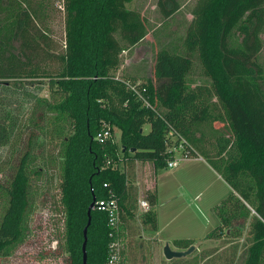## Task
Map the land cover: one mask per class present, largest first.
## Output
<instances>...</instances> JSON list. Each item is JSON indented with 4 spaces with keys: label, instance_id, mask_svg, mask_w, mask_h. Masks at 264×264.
<instances>
[{
    "label": "trees",
    "instance_id": "obj_1",
    "mask_svg": "<svg viewBox=\"0 0 264 264\" xmlns=\"http://www.w3.org/2000/svg\"><path fill=\"white\" fill-rule=\"evenodd\" d=\"M132 1L63 0V50L50 54L30 2L0 0V84L40 78L50 93V99L36 101L39 129L25 145L20 142L22 152L0 177V256L29 235L31 178H42V168L32 166L34 149L49 121L70 128L59 162L63 229L50 250L62 264H82V229L92 197H114L119 221L112 225L108 212L91 209L87 264H106L109 245L120 242L126 228L137 233L131 225L137 192L128 172L136 161L165 168L171 147H179L175 134L184 139V153L205 158L230 188L213 207L218 222L204 237L237 239L247 227L243 264H264V0H195L188 18L179 0H156L164 19L176 13L182 20L154 52L153 78L145 82L116 74L120 54L151 30L141 10L126 6ZM197 74L209 85L193 84ZM4 114L10 120L0 121V145L12 140L15 127L10 112ZM102 127L111 136L98 142L94 135ZM143 193V220L157 231L156 193ZM173 243L186 249L193 240Z\"/></svg>",
    "mask_w": 264,
    "mask_h": 264
},
{
    "label": "rangeland",
    "instance_id": "obj_2",
    "mask_svg": "<svg viewBox=\"0 0 264 264\" xmlns=\"http://www.w3.org/2000/svg\"><path fill=\"white\" fill-rule=\"evenodd\" d=\"M28 1L35 12L38 30L48 38L47 51L50 54L61 52L64 43L63 0ZM194 1L179 0L181 14H186V18ZM126 6L141 10L151 30L142 41L120 54L121 63L116 74L130 77L135 82H145L147 78H153L151 68L154 52L161 42L176 34V20L182 19L176 17V13L164 19L158 12L156 0H133ZM261 59L264 62V46ZM48 62L46 58L43 63ZM37 80L41 82L14 83L12 80L8 81V85L0 84V121L9 122L10 119L4 114V111H9L15 126L12 140L0 145V177L9 163L22 152L20 142L25 145L28 134L36 133L39 129L33 119L36 101L50 99V93L46 80L38 78L34 81ZM154 82L158 83V80ZM192 83L209 85V80L197 74L193 76ZM44 124L37 143H40V147L34 149L35 158L32 162V166L42 168V178L38 181L35 177L31 178L33 203L28 215L29 235L8 255L0 256V264H62L60 255L51 254L50 250L55 247L56 238L60 237L63 229V214L59 204V162L62 137L70 128L49 121ZM148 129L149 124H145L144 131ZM113 140L119 143L118 130L114 131ZM130 175L138 200L145 199L144 191L156 190L154 210L158 230L156 232L148 228L150 226L144 222L142 215L146 209L139 206L136 200L131 225L137 233L133 234L130 227L124 230L122 240L117 241L118 245L114 247L115 251H119V261L122 250L124 264H194L196 261L198 264H243L247 227L242 237L237 239L201 237L204 231L214 228L218 222L213 209L209 210L208 206L218 204L229 189L205 158L195 160L191 157L174 167L160 168L156 172L151 163L137 162ZM186 238H193L194 248L189 254L171 260L163 256L162 248L166 243L173 250H185L177 247L173 241ZM37 252H41V257Z\"/></svg>",
    "mask_w": 264,
    "mask_h": 264
},
{
    "label": "built area",
    "instance_id": "obj_3",
    "mask_svg": "<svg viewBox=\"0 0 264 264\" xmlns=\"http://www.w3.org/2000/svg\"><path fill=\"white\" fill-rule=\"evenodd\" d=\"M171 134V133H170ZM110 129L109 127H102L99 130L96 131L94 135V139L98 142H103L110 138ZM172 139L179 141V147L176 148L175 146H172L171 149L173 151L172 157L167 161L166 167H174L177 165L178 162H182L183 160H187L191 157L195 160H202L203 158L196 154V155H190L188 153H184L182 151V145L184 142V139L179 135H172ZM177 154V155H176ZM178 156V157H177ZM139 206H141L144 209L148 208V202L145 199H139L138 200ZM93 208H96L100 211L108 212V221L112 225L118 224L119 221V207L117 200L114 197L109 198H102L94 201ZM117 241L112 242L110 246V255L106 262V264H120L119 263V251H115L114 247L117 246Z\"/></svg>",
    "mask_w": 264,
    "mask_h": 264
},
{
    "label": "water",
    "instance_id": "obj_4",
    "mask_svg": "<svg viewBox=\"0 0 264 264\" xmlns=\"http://www.w3.org/2000/svg\"><path fill=\"white\" fill-rule=\"evenodd\" d=\"M94 197H92V200L87 208V220L86 223L82 229V235H83V241L81 243V251H82V264H87L86 263V241H87V227L90 223V211L93 208L94 205ZM194 246L190 245L188 248H186L185 250H173L169 247V245L166 243L164 244L163 248H162V252H163V256L167 259L170 260L172 258H179V257H183L187 254H189L192 250H193Z\"/></svg>",
    "mask_w": 264,
    "mask_h": 264
},
{
    "label": "crops",
    "instance_id": "obj_5",
    "mask_svg": "<svg viewBox=\"0 0 264 264\" xmlns=\"http://www.w3.org/2000/svg\"><path fill=\"white\" fill-rule=\"evenodd\" d=\"M189 17H190V16H189ZM128 49H129V48H128ZM124 51H125V50H124ZM137 162H138V161H136V162L134 163V166H133L134 169H135V164H136ZM127 171H128V170H127ZM154 171L156 172V170H154ZM128 173H129V172H128ZM131 176H132V175L129 176V184H131V186H132L133 188H135V186H134V184H133V178L131 179ZM227 186H228V185H227ZM228 187H229V186H228ZM229 189H230V188H229ZM229 189H228V192H229ZM154 191H155V193H156V190H155V189H154ZM228 192H227V193H228ZM227 193H226V194H227ZM198 194H199V193H198ZM196 197H198V195H196ZM137 201H138V198H137ZM156 201H157V193H156ZM213 207H214V206H211V207L208 206V209H209V210H212ZM156 217H157V216H156ZM157 230H158V228H157ZM156 232H157V231H156ZM206 232H207V231H204V232L202 233L201 237H204L205 234H206ZM186 239H193V238H186Z\"/></svg>",
    "mask_w": 264,
    "mask_h": 264
}]
</instances>
